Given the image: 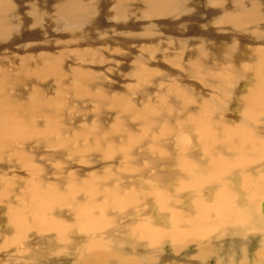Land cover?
Instances as JSON below:
<instances>
[{
    "label": "bare ground",
    "instance_id": "bare-ground-1",
    "mask_svg": "<svg viewBox=\"0 0 264 264\" xmlns=\"http://www.w3.org/2000/svg\"><path fill=\"white\" fill-rule=\"evenodd\" d=\"M50 2L41 10L28 3L35 11L20 24L19 11V16L10 12L13 0H0V49L11 51L0 53V208L9 213L11 242L18 244L31 232L46 233L60 247L49 254L52 264L75 243L72 264L140 263L123 240L112 238L119 230L147 246V264L168 261L160 252L165 238L173 241L175 255L176 249L183 253L196 247L200 262L214 256L216 264L221 263L222 235L213 240V232L238 229L264 242L259 227L264 226V0H107L111 15L98 21L105 34L92 36L93 43H85L86 34L75 27L87 9L85 0ZM94 4L104 10L99 1ZM55 8L67 37L51 32ZM169 15L187 18L179 25L163 23ZM201 15L207 17L203 23L195 20ZM136 16L144 21L136 23ZM131 17L133 23H127ZM120 24L127 30L121 32ZM122 34L140 37L144 44L133 47ZM115 38L111 57L117 65L123 62L124 70L135 62L131 70L140 86L151 79L149 62L173 68L168 71L173 80L164 75L171 82L168 100L124 94L129 74L115 82L95 75L91 69L102 70L103 62L85 57L92 45L99 50ZM165 38H171L167 48ZM200 44L203 52H190ZM163 71L158 66L153 75ZM92 79L100 89L89 87ZM173 96L179 99L177 110ZM90 102L94 107L88 110ZM232 110L236 113L230 115ZM26 141L33 144L24 148ZM165 165L174 168V196L163 189ZM151 203L159 212L189 204L194 217L174 214L172 224L159 230L152 217L141 213ZM178 224L193 225L178 230ZM223 251L234 255L227 256L232 260L227 264H236L237 249L224 245ZM255 260L263 263L264 244ZM21 261L18 257L12 264Z\"/></svg>",
    "mask_w": 264,
    "mask_h": 264
},
{
    "label": "rangeland",
    "instance_id": "rangeland-1",
    "mask_svg": "<svg viewBox=\"0 0 264 264\" xmlns=\"http://www.w3.org/2000/svg\"><path fill=\"white\" fill-rule=\"evenodd\" d=\"M34 1L35 0H33V1L32 0H13V3H15L16 6L14 4L15 8L11 7L13 10L10 8V12L11 13L13 12V15H14L16 12L18 14V11H19L20 15L23 16V17L19 16V14H18L19 18L17 19V17H16V20L20 24H23L25 21H27V19H30V17H31L30 13L32 12L31 9L32 10H34V9L35 10H37V9L41 10L40 8L43 7V9H44L45 5H46V8H47V6H49V2L50 1H51L50 2V6H53V3H54V0H48V1L47 0H36L35 2L37 4ZM40 1H42V2H40ZM94 1H99L100 4L103 5L102 9H104V10H101V9L97 10L96 6L94 4ZM106 1L107 0H85L87 9H85V11L82 14L81 22L75 26L76 29L79 31V33L86 34V36H87L86 39H83V41L85 43H91V42L93 43L92 36H94V35L100 37L103 34H105L101 30L102 28H101V25L98 24V21L103 23L105 21V19L108 18V15H111V12H110L111 8L109 9L110 6L108 4H106L107 3ZM30 2H31L30 5H32V6L36 5V8L33 9L32 6H31L30 9H29L30 5L28 3H30ZM39 4H42V6H40ZM189 4L190 3L188 2V5ZM37 5H39L38 6L39 8H37ZM200 5L201 4L199 2L198 3V7H200ZM22 10H24V11H22ZM34 11H33V13H34ZM55 11H56L57 14L54 17L53 23L51 24V27H52L51 32L54 35H60V36H66L67 37V35L65 33L66 28H64V24H63V26H61L60 21L57 19L58 8H55ZM94 11H96L98 13V15H97V13H95L96 14L95 15ZM106 12H109L110 14L106 13ZM48 13L52 14L50 12H48ZM185 17L187 18L186 15L185 16L184 15L183 16L180 15V17H171L170 18V15H169V16H167V18L166 17L164 19L162 18V22L166 23L169 20L171 23L174 21L173 22L174 25H179L180 24L179 22H182L183 18H185ZM205 19H207L206 15H201V17L196 18L195 20H197L198 22H202L203 23ZM22 20H24V21L22 22ZM130 20H128L127 23H131L132 24L133 23L132 22L133 17H131ZM134 21H136V23H138V22L144 21V20H140L139 16H136ZM153 25L159 26L161 29H164L163 28V24L155 22V23H153ZM164 25H166V24H164ZM30 26L32 28V25H30ZM120 26H122V28H119V29H121V32L127 30V26L125 27V26H123V24L122 25L120 24ZM136 26H137V24L134 27L137 28L138 26L137 27ZM169 26H171V25H169ZM140 27L144 28L145 25L142 24V25H140ZM99 28H101V29H99ZM157 28L158 27H153L154 30H156ZM206 28H207L208 31L212 30L211 26H206ZM147 29L148 28H146L145 30H140V31L141 32H147ZM112 31L114 32L115 35L118 34V29L115 26L112 27ZM28 32H34V31H30L29 30ZM39 32H42V31H39ZM138 32H139V27H138ZM98 33H100V34L98 35ZM187 33L188 32H186V31L183 32V34H185V35ZM122 35H123L125 40L127 39L126 41L128 42V44L132 43L131 46H133V47L136 46V45L138 47L139 43L144 44V42H142L140 37L138 38V40L137 39L130 40V37H126V35H124V34H122ZM167 39L168 38H165V40L163 39L165 41L164 48H167L168 45L171 42V38H169L168 40ZM177 39H179V38H177ZM180 40H182V37L180 38ZM129 41H131V42H129ZM168 41H169V44H168ZM151 43H154V41H152ZM9 44H10V42H8L6 45H9ZM116 44H117V39L115 38V39H113L110 42L109 46L101 47L99 50H97L94 47V45H92V47H91L92 48V53H89L85 57L86 60H87V58L91 59L92 58L91 56H97L103 62V69L102 70H100L98 68V65L96 66L97 69H91L95 73V75L101 76V77H103L105 79L106 78L110 79L109 80L110 82H115L118 77H120L122 79V78H125L129 74L128 77H131V79L129 78V82L130 83H128V85H122V89L123 90H121V89H119V90L123 91L124 94L127 93L129 97L134 98V99L139 98L141 95H145L146 96L145 99H147V98H149V96H151V97H153L154 100L158 99L160 96L161 97L166 96V94L170 90L169 86H170L171 82L168 79H165L164 75L167 72L168 75L173 80V77L169 73V72L173 71V68L172 67H168L167 63H163V64L160 65L157 62H149L150 63V65H148L149 67L147 65H145V66L150 68V71L153 72L149 76V77H151V79L148 78V79H150L152 81H149L147 79L148 81L147 80L144 81V82H146V84L144 86H140L141 83L138 81V78L137 79L135 78V76L133 75L134 73L132 72L133 69L136 70L135 69L136 68V63L135 62L133 63V61H132L133 64H130L131 62L128 61L129 62V66L127 67V69L125 68V70H124V68L122 67L123 66V62H122V64H121V62H119V65H117L116 62L111 57V55L109 53V49L113 48ZM154 44H159V43L155 42ZM166 44H167V47H166ZM190 48H191V51H190ZM190 48L187 50L188 53H189V51L192 53L194 51V48L196 50H199V51L203 52L202 44H200V45H198L196 47H190ZM80 50H83V47H80ZM10 52L11 51H9L7 49H0V53H3V55H6V54H8ZM135 55H136V53H135ZM157 56L158 55H154L152 57V60H155V58ZM72 58L76 59V58H79V56L74 55ZM128 62H126V63H128ZM79 63H81V65L85 64V62H79ZM91 64H93V63H91ZM157 65L159 66L160 69H163L164 71L162 73H160V74L157 73L156 75H153V74H155V70H157V67H158ZM132 67H133V69H132ZM166 68H168V70ZM216 68H221V67H219L217 65ZM94 73H92V74H94ZM110 73H113V74H110ZM163 76H164V78H163ZM130 80H132V81H130ZM150 82H151V84H150ZM163 82H164V85L165 86L167 85L168 88H166L163 85ZM93 83H94V80L92 79L90 84H89V87H91L92 89L95 87L94 89L96 90L97 87L94 86L95 84H93ZM122 83L123 82H120V84H122ZM154 84H156V85H154ZM133 85H135V86H133ZM128 86H131L133 89H131V87H128ZM157 86L159 87L158 89H157ZM135 87H137V89ZM140 87L142 89L141 91L139 89ZM150 87L151 88L153 87V88L150 89ZM97 89H100V88H97ZM159 89H161V90H159ZM154 91H157L156 93H158V95ZM138 92H140L142 94H140V93L138 94ZM143 92H145L146 94L143 93ZM166 97H167V100H168V95ZM170 99L175 100L174 105H175V109L177 110L178 108L176 107V105L179 103L178 97L173 96ZM69 102L74 103L75 105H80L81 104L80 101L74 99L73 97H69ZM140 102H142V98L138 100V103H140ZM93 107H94L93 102H90L89 104L85 103V108L86 109L91 110ZM235 113L236 112L233 111V110L230 111V115H233ZM237 114L239 115L240 112L237 113ZM31 144H33V142H31V141L24 142V148H26L27 146H29ZM110 163H112V160L107 162V164H110ZM152 172L154 173L155 170H153ZM173 172H174V168L172 166L165 165L163 167V169H162V174L167 179V183H166V185H165V187L163 189L174 196L176 191H177V185H176V181H175V177H174L175 174H172ZM152 175H155V174H152ZM138 176L139 175L136 174L133 177H127L126 179L132 180L133 178H137ZM123 179H124V176H122V178H121V182L124 185L125 181ZM135 188L138 189V190L142 189L141 187H135ZM191 202L192 201L189 200V203H191ZM260 205H261V211L263 212V219H264V200L260 202ZM3 209H5V208H3ZM3 209L0 208V211H1L0 212V264H12V263L15 262L16 258H18V257H20L22 259V261L19 264H52L47 259H49V254L51 252L55 253L57 251V249H59V251H60V247L57 246V243H55V242H58V241L57 240H55V241L50 240L51 238H48L46 233L45 234H37L35 232H31L20 243H18V244L12 243L11 241L14 238V234H13V231H12L11 227L9 226V222H8L9 213L7 214L6 213L7 210H3ZM63 209H64V207H61V208H59V211H62ZM2 211H3V213H2ZM141 213H147L148 216L152 217V220H155L157 222L155 224L153 223V225L156 228H158L159 230H160L159 227L165 228L166 225L168 224V222H170L172 224V217H173L174 214H181V215L193 214V217H194V210L189 208V204L179 205L178 207L172 208L169 212H159L156 209V205L153 204V203L144 204L142 206V212ZM192 225L193 224H189V225H187V224H178V226L176 228L178 230H182V229H184L186 227H189V226H192ZM260 226H262L261 228H264L263 224L259 225V227ZM173 228H174V226L172 225L171 228L167 229V231H170ZM231 231H232V233L229 231V229H227L223 233L217 231V232H213V234H212V239L213 240H215V238H216L215 236L222 235V239H221L222 242H221V244L219 246L220 251L219 252L217 251L221 255V259H220L221 263L220 262L219 263L220 264H222V262H223V264L224 263L225 264L230 263V261H232V260L226 259L227 256H228V258L230 257L231 259H233V257H234V255L231 256L227 251L226 252L223 251V246L225 245L229 251L231 249V252H234L237 249L238 259L236 260V264H238V263L240 264V262H241V264L242 263L243 264H256L255 258L257 257V252L260 251V249L262 248V245L264 244V242H262L263 237H261L260 240L258 239V241H253V239L254 238L257 239L258 236L247 235V233L243 234L242 232L240 233L238 229L237 230L231 229ZM132 237H134V236L131 235V234H128V233H126V232H124L122 230L117 231L116 235L112 236L114 241H116L117 239L124 241V243H125V245H124L125 248L124 249L128 253L137 255L138 257H141L143 259L142 260L140 258L141 260H140V263H138V264H147L146 263L147 262V259H146L147 257H145V254L147 253V246L146 245H142V244H138V243H134ZM165 239L160 240L161 243L163 242L160 252L161 253L163 252L164 258H166L168 260V261H166L167 263L164 262V264H188L187 261H189V264H192V263L193 264H216L217 263L216 262L217 258L214 257V256L212 257V260H206L207 261L206 262L205 259H203L201 261L202 262L201 263L198 260V258H197V254L198 253H197L196 247H192V248H189L187 250H184L183 253H181V251L179 249H176L177 253L175 255L174 254V250H173V245H172V244H174L173 241L172 242L169 241L170 239H168V238L166 239L167 241ZM250 239H251V241H250ZM112 243L114 244V242H112ZM73 245H74V247L76 246L75 248H77V244L76 243L73 244ZM73 245L71 244V246H70L71 247L70 248L71 249L70 250L71 253L69 251L66 253V255L68 257H66V255L62 254L61 256H59V259L61 257H62V259L59 260V261H56V262H58L57 264H72V262L75 260V257H77L76 255H73V253H74L73 250L75 249L73 247ZM164 245H165V247H164ZM54 247H57V248L54 249ZM163 248H165V249H163ZM239 250L242 251V255L239 254ZM64 256L66 257L67 261H66V259H64ZM117 256H118V258H120L121 260L124 261V258L122 257L121 254H118ZM243 256H245V257H243ZM262 264H264V260H263Z\"/></svg>",
    "mask_w": 264,
    "mask_h": 264
}]
</instances>
